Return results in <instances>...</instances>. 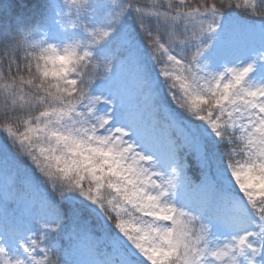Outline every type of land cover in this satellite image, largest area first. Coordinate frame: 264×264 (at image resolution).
I'll use <instances>...</instances> for the list:
<instances>
[{
	"label": "snow or ice",
	"instance_id": "obj_1",
	"mask_svg": "<svg viewBox=\"0 0 264 264\" xmlns=\"http://www.w3.org/2000/svg\"><path fill=\"white\" fill-rule=\"evenodd\" d=\"M0 264H264V0L0 8Z\"/></svg>",
	"mask_w": 264,
	"mask_h": 264
},
{
	"label": "trees",
	"instance_id": "obj_2",
	"mask_svg": "<svg viewBox=\"0 0 264 264\" xmlns=\"http://www.w3.org/2000/svg\"><path fill=\"white\" fill-rule=\"evenodd\" d=\"M22 0H3V3L0 4V8H7V7H17Z\"/></svg>",
	"mask_w": 264,
	"mask_h": 264
}]
</instances>
